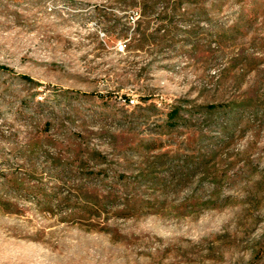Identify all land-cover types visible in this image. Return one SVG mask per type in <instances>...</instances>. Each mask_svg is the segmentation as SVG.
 I'll list each match as a JSON object with an SVG mask.
<instances>
[{
  "label": "rangeland",
  "instance_id": "rangeland-1",
  "mask_svg": "<svg viewBox=\"0 0 264 264\" xmlns=\"http://www.w3.org/2000/svg\"><path fill=\"white\" fill-rule=\"evenodd\" d=\"M0 264H264V0H0Z\"/></svg>",
  "mask_w": 264,
  "mask_h": 264
},
{
  "label": "trees",
  "instance_id": "trees-1",
  "mask_svg": "<svg viewBox=\"0 0 264 264\" xmlns=\"http://www.w3.org/2000/svg\"><path fill=\"white\" fill-rule=\"evenodd\" d=\"M128 2V4H132L135 2V0H126ZM24 78H26L27 80H29L30 82L35 83L31 78L27 77V76H23ZM42 103V102H40ZM179 114V109L178 108H174L172 111L169 112V115L172 119L176 118Z\"/></svg>",
  "mask_w": 264,
  "mask_h": 264
},
{
  "label": "built area",
  "instance_id": "built-area-1",
  "mask_svg": "<svg viewBox=\"0 0 264 264\" xmlns=\"http://www.w3.org/2000/svg\"><path fill=\"white\" fill-rule=\"evenodd\" d=\"M49 1H72V0H49ZM76 1H81V0H76Z\"/></svg>",
  "mask_w": 264,
  "mask_h": 264
}]
</instances>
